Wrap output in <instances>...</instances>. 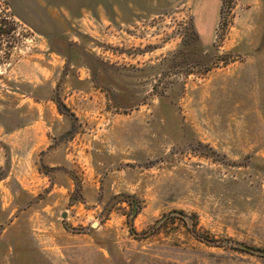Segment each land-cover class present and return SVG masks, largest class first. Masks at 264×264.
<instances>
[{"label":"rangeland","instance_id":"1","mask_svg":"<svg viewBox=\"0 0 264 264\" xmlns=\"http://www.w3.org/2000/svg\"><path fill=\"white\" fill-rule=\"evenodd\" d=\"M243 246L264 0H0V264H264Z\"/></svg>","mask_w":264,"mask_h":264},{"label":"trees","instance_id":"2","mask_svg":"<svg viewBox=\"0 0 264 264\" xmlns=\"http://www.w3.org/2000/svg\"><path fill=\"white\" fill-rule=\"evenodd\" d=\"M57 107H58L59 112L63 113V109L65 107L62 104L58 103V102H57ZM242 251L259 253V254H261L264 257V250H260V249H256V248L248 247V246H243Z\"/></svg>","mask_w":264,"mask_h":264}]
</instances>
